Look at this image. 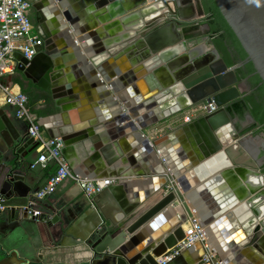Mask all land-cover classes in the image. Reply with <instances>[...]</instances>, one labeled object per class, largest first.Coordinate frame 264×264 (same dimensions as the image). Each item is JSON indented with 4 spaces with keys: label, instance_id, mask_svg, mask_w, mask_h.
<instances>
[{
    "label": "water",
    "instance_id": "1",
    "mask_svg": "<svg viewBox=\"0 0 264 264\" xmlns=\"http://www.w3.org/2000/svg\"><path fill=\"white\" fill-rule=\"evenodd\" d=\"M27 1L36 10L51 11L47 12L43 33L38 32L43 43L36 54L30 60L15 54L17 71L36 87L50 91L60 110L69 112L71 132L48 133L62 137V153L70 167L89 179L115 181L93 197L109 223L87 241L90 264H159V258L184 238V226L192 216L201 220L208 235L211 221L227 230L234 228L229 231V252L235 258L243 255L245 261L240 264H264V156L248 146L254 137L241 133L255 122L251 114L234 118L227 111L230 103L250 92V84L247 78L237 76L236 66L229 67L216 48L210 24L204 21L201 0H74V18L72 0ZM215 1L264 84V0ZM183 9L191 11L193 17L182 18ZM102 24L103 28L86 34ZM72 29L93 67L86 66L78 48H73ZM90 38L94 43L88 49L86 41ZM98 77L109 88L105 90L100 83L86 84ZM82 81L85 86H78ZM97 88L108 97L105 104L110 114L118 107V112L125 110L118 117L119 122L125 120V125L118 128L112 120L107 122V136L92 146L87 152L89 160L77 170V161L72 160L75 149L91 135L84 128L97 124V119L87 122L77 117L83 109L77 101L81 98V102H88L87 108L96 106ZM112 92L116 102L111 99ZM202 101H213L217 110L152 141L141 133ZM183 132L189 134L188 139L181 137ZM259 134L264 136L263 132ZM138 142L144 151L140 165L152 164L155 169L157 164L149 158L155 159L152 153L156 150L167 167L151 170L158 179L141 193L132 192L125 183L127 177L146 174L131 160ZM35 146L33 139L0 111V205L10 212L18 211L20 219L27 218L29 202L37 190L19 175V168L23 159L35 152ZM172 146L185 164L181 175L168 152ZM112 147L117 154L109 159L105 150ZM79 156L82 161L87 157L82 152ZM186 171L189 181L182 176ZM236 174L242 176L246 186H238L230 204L217 203L210 214L203 213L190 188L204 181L203 190L216 192L222 180ZM159 194L160 198L145 208ZM230 209L235 219L233 215L224 216ZM112 210L119 217L112 218ZM153 218L148 229H141ZM156 225L161 234L154 237L149 230ZM189 252L191 249H185L165 264H206L201 246L195 257L191 258ZM220 253L224 264H239L229 253Z\"/></svg>",
    "mask_w": 264,
    "mask_h": 264
},
{
    "label": "crops",
    "instance_id": "2",
    "mask_svg": "<svg viewBox=\"0 0 264 264\" xmlns=\"http://www.w3.org/2000/svg\"><path fill=\"white\" fill-rule=\"evenodd\" d=\"M52 6L56 7V4L52 3ZM76 9L77 5L75 1L72 0L73 18L77 15ZM115 20H118V18L113 19V21ZM103 26L104 24L99 25V27H97L96 29H92L91 31L86 32V34H93V32L95 33L98 28H103ZM72 36L73 48H78L79 54L83 55L84 57V64H86V66L88 65L89 67H93V64L90 62L86 52L81 48V44L76 41L78 36L73 35V29ZM91 39L92 38H90L89 41H86L88 43V49H90L91 44L94 43ZM99 60L103 61L102 58H100ZM71 62L75 63V58H72ZM17 73L15 74V76L17 75ZM96 80H94L95 82L93 81V79L88 80L86 81V84H89L90 86L95 83L104 84L100 77H98V79ZM77 85L85 86V82L82 81L80 83H77ZM104 85L105 90L106 88H109L107 84ZM16 89L17 87H15L13 91H16ZM98 89L100 90V93H98L99 95L95 100L97 104L96 106L91 105L89 106L90 108H87L85 106H87L88 102H81V100L83 99L79 98L77 102L79 104V107L83 108L82 112L84 114H82L81 111L77 112V109L74 110L75 112H77L76 115L79 119L82 118L84 120H87V122L97 119L96 125L93 126L88 123L89 125L84 128V131H87L91 134L89 137L90 139L84 140L80 148L75 149L76 154L72 157V160H74L73 162L77 161V163H75V167L77 168V170H80L79 168L84 165L85 161L89 160L87 152L91 151L92 146L96 144L98 140H102V137L107 136V122H110L112 120V122L116 123V126H118V128L125 125V120L119 122L118 119L119 116H122V112H124L125 110L122 109V111L120 110L118 112L117 110L119 109V107L117 104L118 109L114 112H111L110 114V107L106 106L105 104V102L108 103V97L103 95L102 92L104 91H102V89L97 88V90ZM41 91L43 98L39 99L36 102V107L45 112L44 115H39L40 123L44 131L46 132L47 130H60L61 132L66 133L71 132L73 124L71 122L69 112L60 110V108L54 103L50 91L44 89H41ZM112 93L113 94L111 99L115 100L116 102L115 94L114 92ZM46 98H48L49 100H47ZM106 107H108L107 110ZM97 109H99L103 113V115H101L97 111ZM0 111L2 112V115L6 118L8 117L19 130H22L24 133L26 132V123L16 118L15 109L10 105L5 104L2 95H0ZM177 118L178 114H175L170 118L151 126L148 129L142 130L141 133H143L144 138L150 141L155 140L156 138L164 136L171 131L182 128L185 125L184 123L176 122ZM103 119L104 121H101ZM237 126L241 125L237 124ZM182 134L183 135L181 137L183 139H188L189 134H187V132H183ZM250 134L254 138L248 141V146L250 147V149H259L264 156V136L261 134H257L258 136L253 135L252 133ZM137 144L138 145L134 147V151H132L133 156L131 157V160L134 162L135 168L139 166V168L137 169H139L140 171L143 170L146 174L127 177L125 179V183L128 189H130L132 192L138 191L141 193L152 186L155 180L158 179V177L153 174L151 170L158 169L160 165L166 168V170L167 167L162 158L159 156L157 157V155L155 154L156 150L152 153L155 159L149 158V162H155L157 164V167L155 169L152 164L149 165L150 167L140 165L142 164L143 159L141 153H144V151L140 146L141 142H138ZM252 144H254V147H252ZM101 146L102 148H104L106 145L103 142ZM96 150L98 151L99 149ZM80 152L86 154L87 156L86 158H84V161H82L83 158L79 156ZM105 152L108 155L109 159H112L113 155L117 154L116 149L113 147L110 149L106 148ZM168 152H170L172 163L180 173V171L185 167L184 161L178 155L174 146H172V148H170ZM36 159L37 152H34L32 155L28 156V158L23 159L19 168V175L27 180V182L34 187V190L38 191L45 185L49 177L54 173L56 166L53 163H46L36 164L35 167H32V164ZM100 159L105 161L102 155H100ZM72 170L76 172V169ZM187 174L188 173L186 171L182 174V176L186 181H189ZM82 176L85 177V175L83 174ZM203 184L204 181L192 186V188H190L189 190V193L194 194L196 203L202 206V212H208L209 214L211 212V207L213 208L217 203L230 204L231 200L236 196L235 191L238 186H246L242 176H239L237 174L228 176V179L222 180L221 188L216 192H213V190H203ZM217 188L218 187H216V189ZM196 189H199L200 191L198 192L196 191ZM164 192L165 191H163V193ZM158 198H160V194L146 203L145 208L156 202ZM36 210L40 211V216L32 217L28 213L27 218L21 219L19 217L18 211L10 212L7 207L3 210H0V264H90L89 258L91 250L87 244V241L97 231H99L102 226L109 223V220L101 214L100 210L94 204L93 199L89 200L87 197H85L77 185L71 182H64L62 185L58 186L54 193L45 197L44 199L39 200ZM117 213V211L112 210V212H110L109 214L110 216H112V218L115 219L118 216ZM161 214H164V211H162ZM226 215H233L232 209L226 211L224 213V216ZM233 216V218L235 219L236 216ZM153 220L154 218L148 221L146 225L141 227V229H148L147 226H149ZM209 226H212V228H210L212 232L210 231V235L207 234V243H211L218 248L217 250L214 247L218 254V257L220 259L222 258L220 252H223L224 254L229 253V257L233 256L237 263H243L245 261L243 255L235 258L233 255L234 253L229 252L230 247L232 246L231 239L229 238V231L233 232L234 228H228L227 230L223 224L215 225L214 221H211ZM151 230L152 231L149 230V232H151V235L154 237H157L161 234V230L157 225L154 226V228ZM128 238H130V236H128ZM189 249H191L189 255L191 258H193L197 255L199 246L191 247Z\"/></svg>",
    "mask_w": 264,
    "mask_h": 264
},
{
    "label": "built area",
    "instance_id": "3",
    "mask_svg": "<svg viewBox=\"0 0 264 264\" xmlns=\"http://www.w3.org/2000/svg\"><path fill=\"white\" fill-rule=\"evenodd\" d=\"M31 3L27 0H0V95L5 104L15 109L16 118L26 123V133L33 139L37 159L32 164L53 163L56 168L45 185L36 191L29 202L28 213L32 217L40 216L36 210L38 201L51 195L64 182L77 185L85 197H93L115 183L111 179H89L74 172L65 159L62 149V137L52 136L45 132L40 117L28 105V97L14 84L11 77L17 73L18 60L16 53L30 60L36 54V48L43 43L31 21ZM8 79V81H7ZM17 87L16 91H13ZM213 101H202L178 113L176 122L190 123L207 113L217 110ZM169 189V187L167 188ZM4 207L0 205V210ZM208 235L205 226L196 216L189 217L184 227V238L168 249L158 260L165 264L178 256L185 249L201 246L204 250L202 260L206 264H224L214 248L209 247Z\"/></svg>",
    "mask_w": 264,
    "mask_h": 264
},
{
    "label": "trees",
    "instance_id": "4",
    "mask_svg": "<svg viewBox=\"0 0 264 264\" xmlns=\"http://www.w3.org/2000/svg\"><path fill=\"white\" fill-rule=\"evenodd\" d=\"M205 13L204 21L210 24L212 33L211 38L222 54L229 67L236 66L235 72L240 79L247 78L250 84V92L243 98H239L227 107L229 114L236 118H243L249 112L255 122L245 128L241 133H252L257 135L264 133V84L260 76L255 73V68L242 48L236 35L227 24L221 14L215 0H201ZM19 77L13 76L12 82L19 85L21 91L28 97V105L39 116L45 114L40 108L36 107V102L43 98L40 88L33 85L19 73ZM49 100L48 98H46Z\"/></svg>",
    "mask_w": 264,
    "mask_h": 264
},
{
    "label": "flooded vegetation",
    "instance_id": "5",
    "mask_svg": "<svg viewBox=\"0 0 264 264\" xmlns=\"http://www.w3.org/2000/svg\"><path fill=\"white\" fill-rule=\"evenodd\" d=\"M42 8L40 10H36L33 8L32 4H31V14H30V17H31V21H32V24L34 26V28L37 30V32H41V34L43 33V26H47L48 24V15L49 13L47 14V12H50L51 9L48 8Z\"/></svg>",
    "mask_w": 264,
    "mask_h": 264
},
{
    "label": "bare ground",
    "instance_id": "6",
    "mask_svg": "<svg viewBox=\"0 0 264 264\" xmlns=\"http://www.w3.org/2000/svg\"><path fill=\"white\" fill-rule=\"evenodd\" d=\"M181 17L182 18H192L193 17V14H192V12L190 11L189 12V10L188 9H183V10H181ZM93 81H94V79H93ZM97 81V80H96ZM100 81V80H99ZM95 82V81H94ZM141 140V139H140ZM252 147H254V144H252ZM225 258V257H224ZM226 263V262H225Z\"/></svg>",
    "mask_w": 264,
    "mask_h": 264
},
{
    "label": "rangeland",
    "instance_id": "7",
    "mask_svg": "<svg viewBox=\"0 0 264 264\" xmlns=\"http://www.w3.org/2000/svg\"><path fill=\"white\" fill-rule=\"evenodd\" d=\"M17 77H19V75H16ZM242 89H246V86H242Z\"/></svg>",
    "mask_w": 264,
    "mask_h": 264
}]
</instances>
